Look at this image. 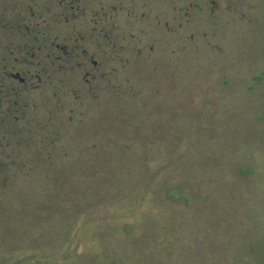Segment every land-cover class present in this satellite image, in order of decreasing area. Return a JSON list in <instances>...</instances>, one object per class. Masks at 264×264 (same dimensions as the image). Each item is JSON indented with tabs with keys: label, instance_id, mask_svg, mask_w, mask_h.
Listing matches in <instances>:
<instances>
[{
	"label": "rangeland",
	"instance_id": "1",
	"mask_svg": "<svg viewBox=\"0 0 264 264\" xmlns=\"http://www.w3.org/2000/svg\"><path fill=\"white\" fill-rule=\"evenodd\" d=\"M5 68L0 264H264V0H0Z\"/></svg>",
	"mask_w": 264,
	"mask_h": 264
},
{
	"label": "trees",
	"instance_id": "2",
	"mask_svg": "<svg viewBox=\"0 0 264 264\" xmlns=\"http://www.w3.org/2000/svg\"><path fill=\"white\" fill-rule=\"evenodd\" d=\"M44 31V33H43ZM41 33L40 31L37 34H45L46 31L43 30ZM45 36V35H44ZM34 37V36H33ZM34 39V38H33ZM30 45L25 46L27 48V56H30L33 59V63L31 62L32 65L35 64L36 66V71L37 69L44 64L42 60H39V51H42L43 45L40 43H37L36 37L35 40L29 41ZM62 46V45H61ZM57 45L54 46L56 52H59L60 56L62 58L60 59H55L51 61L52 66H56V63H59L61 61V65L59 66L58 73L66 69L64 64H68L69 62L72 61L71 55H67L65 53L67 51L66 49H56ZM61 48V47H60ZM34 50H37L35 53ZM57 54V53H56ZM54 54L50 53L45 55V59L49 60ZM27 60H24V63H26ZM29 62V61H28ZM64 62V64H62ZM27 66V64H24ZM7 67V66H5ZM7 70V68H5ZM42 70V69H40ZM45 71L44 69L42 72ZM28 72V71H27ZM13 73L5 72L4 77L7 78L11 83L8 84L6 81L4 87L6 90H4V87L0 85V139L3 136L2 140H0V148L2 145H6V147L11 146V140L12 138L15 139V137L20 136V140H25V145L28 146L30 149H35L36 146L33 144L34 140L29 138L30 135H32V130L28 129L27 126L20 128L18 126L19 121L21 120L17 115L18 114H24L26 115L27 112V107L28 106V91L27 88L29 86V82L32 81V79L36 78L40 80L39 75L32 76L31 78L28 77L26 74H20L21 79H16L12 77ZM17 85H16V83ZM4 84V83H3ZM10 96H12L11 99H8ZM23 115V117H24ZM16 135V136H15ZM15 136V137H13ZM6 138V140H5ZM6 143V144H5ZM20 144V141H19ZM23 145V144H22ZM21 146V145H19ZM4 166V165H2Z\"/></svg>",
	"mask_w": 264,
	"mask_h": 264
},
{
	"label": "flooded vegetation",
	"instance_id": "3",
	"mask_svg": "<svg viewBox=\"0 0 264 264\" xmlns=\"http://www.w3.org/2000/svg\"><path fill=\"white\" fill-rule=\"evenodd\" d=\"M61 47V48H60ZM66 49L67 48V51L65 52V53H67V55H71V57H74L75 55H74V51L72 50V51H70V49H69V47L68 46H61V45H57V47H56V49L58 50V49ZM78 48H80V47H78ZM62 49V50H63ZM77 56H78V58H79V56H83V57H87V55H86V52H85V50L83 51V52H81V53H79V54H77ZM76 57V56H75ZM61 58V56L60 55H58V56H56V59L58 60V59H60ZM88 61H90V60H88ZM78 66H80V64H78ZM12 77L13 78H16V79H21V75H20V73H18V74H12Z\"/></svg>",
	"mask_w": 264,
	"mask_h": 264
}]
</instances>
